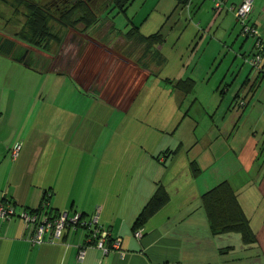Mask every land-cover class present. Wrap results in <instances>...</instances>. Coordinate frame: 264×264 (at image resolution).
I'll use <instances>...</instances> for the list:
<instances>
[{
  "label": "crops",
  "instance_id": "0c3cea01",
  "mask_svg": "<svg viewBox=\"0 0 264 264\" xmlns=\"http://www.w3.org/2000/svg\"><path fill=\"white\" fill-rule=\"evenodd\" d=\"M1 1L0 55L18 63L30 74L51 78L56 86L49 87L48 84L40 96L53 95L57 104L63 106L67 93L68 98L73 97L74 110L71 136L54 128L48 132L37 131L44 138L37 135L27 138V133L22 138H8L0 133V200L10 201L17 211L31 210L36 209L47 194L53 213L72 211L89 215L98 210L99 224L109 232L111 239L120 238V245L105 254L98 248L87 247L80 261L77 254L79 246L85 243L84 229L66 230L57 243L32 245L29 240L31 227L19 217H12L0 222V264H264V214L259 216L261 212H258L255 218L252 217L253 221L243 208L234 183L222 177L225 174L246 175L244 169H250L254 182L264 183V138L243 137V127L248 123L254 125L255 132L259 128L251 118L252 112L246 116L245 112L249 104L262 95L264 78L258 79L251 70L247 72L240 68L241 59L244 61L251 52V44L240 36L233 12L226 8L215 11L211 0H186L185 3L182 0H157L140 21L135 19L137 15H129L128 8L118 12L125 16L126 22L117 26L115 19L103 14L113 10L106 6L98 8L97 22L86 29L83 25L63 27L54 17L51 28L60 39L50 40L41 51L17 37L25 22L24 8L18 6L17 0ZM240 2L227 0L234 6ZM185 4L189 5V11ZM184 16L188 23L182 22ZM250 21L258 29L264 45V0L253 1ZM157 32L160 37L148 38ZM204 43L211 49V55L214 53V60L221 57L222 63L226 56L229 57L225 70L218 67V71L213 72L209 66L205 69L197 66L193 56ZM66 48L71 49V56H67ZM40 59L44 60L38 65ZM50 62L54 65L50 66ZM229 73L231 79L228 81ZM212 78L214 81L210 84ZM185 79L193 81L189 92L176 85ZM66 80L71 84L68 89L64 87ZM198 80L203 88L195 92ZM145 87L152 91L147 93L150 95L155 90H164L173 98L175 109L188 95H199L200 92L204 93V98L201 102L198 97L191 98L193 104L203 102L208 109L211 106L219 109L226 95H230L226 103L228 114L222 116L221 126L217 128L215 124L212 126L215 130L206 138H192L189 144L197 146L202 142L207 149L216 145L215 152L206 151L190 160L191 169L192 162L199 169L192 170L190 177L196 181L204 168L222 169L224 165L227 169L224 173L215 171L221 177H213L203 185L178 184L174 172L169 182L166 181L167 162L170 158L173 160L177 149H164V141L145 151L140 146L138 151H129L128 145L117 165L111 167L115 158L110 151L112 140L110 137L99 140L107 134L110 120L106 118L115 119L110 132L122 125L121 116L128 114ZM207 95L211 98H206ZM240 96L246 97L247 105L238 113L229 105ZM260 111L258 120L264 121V103ZM98 113L102 114L98 116ZM46 115L42 108L33 110L27 131L34 124L35 127L46 124L45 128H49V123H45ZM53 116H63V111L54 110L50 114ZM1 118L0 111V123ZM99 120H103L99 123L103 125L99 139L80 140V129L84 128V136H90ZM66 138H77L71 151L65 149ZM98 141L100 146H96ZM118 142L125 141L120 138ZM16 143L21 146L12 157ZM86 144L87 160L91 159L92 163L88 169H82L80 152L85 153L82 149ZM180 144H183L181 138ZM229 153L234 155L235 163H218L216 167L214 163ZM260 158L262 160L258 161ZM117 175L121 177L118 179ZM224 180L235 190L249 219L255 233L253 243H243L237 233L212 235L209 230L200 196ZM158 186L168 192V200L139 228L142 236L136 238L133 223Z\"/></svg>",
  "mask_w": 264,
  "mask_h": 264
},
{
  "label": "rangeland",
  "instance_id": "374dc122",
  "mask_svg": "<svg viewBox=\"0 0 264 264\" xmlns=\"http://www.w3.org/2000/svg\"><path fill=\"white\" fill-rule=\"evenodd\" d=\"M32 1V0H31ZM37 3H40L41 0H33ZM157 0H130V3L125 7L128 8V12L130 16H136L135 19L137 21H140V18L142 16L147 15L150 10L154 7V3ZM42 2H46V0H42ZM2 1L0 5H2ZM41 4V3H40ZM116 12V9H113L109 12L103 13L105 17H109V19H115V23L117 26L123 25L125 21V16L122 13H116L114 15L110 14ZM178 14V12H177ZM176 16L178 17V15ZM175 15V14H174ZM185 15V14H183ZM151 20V19H150ZM153 21V19H152ZM188 23L185 16L182 17V22ZM238 29L239 26L236 23ZM77 26H82L81 23L77 24ZM1 29V27H0ZM243 37L242 35H240ZM251 39H248L247 42L250 43ZM206 42V41H205ZM38 50L43 51L44 49H41L39 47L34 46ZM199 50L195 52L193 59L194 62L197 63V66L202 67L203 69L209 68L215 72L218 71L217 68L225 70L228 63H229V57L226 56V60H223L221 63V57L214 60L212 56V52L210 51V48H207V44H200ZM71 49L66 48L67 56H71ZM70 53V54H69ZM32 54H30L31 56ZM66 56V57H67ZM222 56V55H220ZM34 57V54L31 56ZM84 58V57H83ZM36 58L33 59V62L35 63ZM44 59H40L38 65L42 64ZM239 62V61H238ZM236 62L235 65L238 63ZM242 62V63H241ZM45 63V62H44ZM79 63V61H78ZM241 69H246L247 72L250 70V67L241 59L240 61ZM50 66L54 65L49 63ZM48 65V66H49ZM211 74V72H210ZM199 79V78H198ZM231 79V74H227L226 80ZM214 81V78L210 80V84H212ZM49 84V87H55L56 84L53 82V80L49 77H40L36 74H30L28 71L19 65L18 63H12V61L3 58V55H0V111L2 112V118L0 123V133L1 136H8V138H22V135L27 133V138L31 136H39L40 138H44V136L38 135L37 131L41 133L42 129L46 130L47 132L49 130L59 129L61 131H64V134L67 136H71L73 127L72 125V114H73V97L71 96L68 98V95H64V104L61 106V104H57V102L54 100L55 96H40V93H43L44 87H46ZM70 81L66 80L64 87L68 89L70 87ZM203 88L201 80H198V85L195 92L201 91ZM261 88L263 90L262 95H259L257 100L254 101V103H250L248 106L247 111L245 112V116L249 113L251 115V118H253L254 122H257L258 129L257 132H255L254 128H252L254 125L251 123H248L243 127V122L240 124L241 128L243 127V137L244 138H264V121L258 120L260 116V106L264 103V81L262 82ZM152 93L148 87H145L141 90L140 94H138L136 100L134 101L131 109L129 110L128 114L125 116H121L122 118V125L119 127H116L114 130L109 131V128H111L112 124H114L115 119L112 117L110 119V116L106 118L110 120L108 127H107V134L105 136H100V139L98 138L101 130L103 129V125H100L99 123L103 120H99L97 127L93 128V133L89 136H84L83 131L84 128H81L82 136L80 137V140L83 138H93V140H105L110 139L112 140V144L110 145V151L115 154V158L112 159L111 167H115L118 163L119 157L121 153L125 150V148L129 145V151H138L140 146L142 148V151L148 150L153 145H160L161 142L164 141V149L165 147H171V149H177L176 152L173 154V160L171 158L167 162L168 167V175L167 180L169 182V179L172 178L173 173H176V178L178 184L181 182H193L194 184L203 185L206 181L210 180L213 177H217L215 171H219L220 173H224L227 169H224V165H222V169H206L204 168L200 175L197 177V180L194 181L190 177L191 174V167L189 165V162L191 159H196L197 156H202L205 154V152H215L216 145L210 146L207 149V145H203L202 142H200L197 146H190V142L192 141V138H206L210 131L215 130L212 126L215 127V124L217 125V128H219L222 124V116L225 114H228L227 111V101L230 95H226L224 98V101L220 105V108H214V106H211V108L208 109V105L206 106L203 102L202 103H194L191 98L198 97L199 101L201 102L202 98H204V93L200 92V94H192L188 95L181 103V105L177 106L176 109L173 105V98L169 97V94L165 93L163 90H155V92L150 95L147 93ZM219 92V91H218ZM219 95V94H218ZM11 96V97H10ZM206 98H211L210 96H205ZM243 97V96H242ZM40 98V99H39ZM43 99H45L43 101ZM262 103V104H261ZM255 106V107H254ZM206 107V108H204ZM42 108L44 113L47 114L45 118V123H49L48 127L45 128L46 124L44 126L35 127V124L32 125L31 129L28 130V125L30 124V117L33 119L32 111L38 110ZM64 109V110H62ZM56 111H63V116H53L50 117V114L52 112ZM238 113L241 112L240 109H237ZM235 111V112H236ZM102 113H98V116H100ZM244 114V113H243ZM248 114V115H249ZM60 115V114H59ZM258 116V117H257ZM100 118V117H99ZM101 119V118H100ZM136 119H139L136 120ZM40 118L38 117V121L40 122ZM59 121V124H58ZM213 124V125H211ZM59 125V127H57ZM112 128H114L112 126ZM256 129V128H255ZM91 130V131H92ZM95 133V134H94ZM255 133L257 135L255 136ZM78 135H80L78 133ZM97 136V138H96ZM103 137V138H102ZM123 138L125 142H118L117 141ZM180 138L183 139V144H180ZM215 138V137H213ZM221 138V137H217ZM73 141H77V138H66V141L64 142V146L66 150L71 151L73 147ZM99 145V141L97 142L96 146ZM264 144H262L263 146ZM100 146V145H99ZM70 147V148H69ZM162 148V149H163ZM229 148V147H228ZM64 150V149H63ZM232 150V149H231ZM88 144L82 149V153L80 152V155L83 156L82 159V169H88L90 164L92 163V160L89 161L87 158L89 157L88 154ZM227 150H225L226 152ZM203 153V154H201ZM201 154V155H200ZM225 154V153H224ZM234 155L229 153L224 156L223 160L216 161L214 164L218 165L220 164H227L231 163L234 164ZM86 157V158H85ZM162 157V156H161ZM160 158V157H159ZM168 158V155H167ZM7 159H10V156H7ZM160 160V159H159ZM262 159H258V161H261ZM161 161V160H160ZM157 162V160H156ZM90 163V164H89ZM161 164V162H160ZM162 165V164H161ZM246 170L247 174L245 175H232V176H225L228 178L232 183H234V189L237 191L240 201L243 205V208L245 209L248 216L251 218L258 215V212H261L259 214L263 215L264 213V183L259 185L258 182H254V176L252 175V172L250 169H244ZM214 171V172H213ZM121 176L117 175V178L119 179ZM165 176H162L164 179ZM218 177H221L219 175ZM263 177V176H261ZM260 177V178H261ZM119 183V182H117ZM122 183V182H120ZM257 183V184H256ZM192 186H194L191 183ZM170 187H172L170 185ZM261 201V203H260ZM257 204H260V207L257 208ZM67 211V210H66ZM98 210H95L94 213H97ZM72 214V211H69V215ZM93 213L87 215V217L92 216ZM254 218L253 221H254Z\"/></svg>",
  "mask_w": 264,
  "mask_h": 264
},
{
  "label": "trees",
  "instance_id": "16d2710c",
  "mask_svg": "<svg viewBox=\"0 0 264 264\" xmlns=\"http://www.w3.org/2000/svg\"><path fill=\"white\" fill-rule=\"evenodd\" d=\"M17 1L18 6L23 7L25 10V22L17 37L41 49H45L50 40L60 39L59 34L53 32L51 28V22H54V17L57 18V23L63 27H76L77 24L81 23L84 29H86L97 22L96 11L98 8L101 9L108 6L109 9H116L117 13L125 12V7L130 3V0H107L103 2H101L102 0H98L101 4L96 6L94 3L96 0H61L60 2L58 0H50L56 2L57 5L59 3L58 6L55 4V7H52L49 1L41 4L33 0ZM185 2L186 0H182V3ZM155 37H160V34L157 32L148 38L153 39ZM176 85L184 89L185 92H189L193 86V81L191 79H185L177 82ZM191 165L193 171L199 170L194 162ZM168 197V192L165 188L158 186L135 219L132 230L135 232L141 228L167 202ZM43 202H49V196L47 194H44L42 202L36 209L27 210L39 212L45 209L50 218H56L60 214V212L53 213L50 210L49 203L46 207H42ZM200 202L212 235L237 233L241 241L245 244L255 241V233L250 227L249 219L240 205L235 190L227 180L220 182L202 193ZM81 214L82 216H87L85 213ZM110 240L111 237L109 236Z\"/></svg>",
  "mask_w": 264,
  "mask_h": 264
},
{
  "label": "built area",
  "instance_id": "2783aa9c",
  "mask_svg": "<svg viewBox=\"0 0 264 264\" xmlns=\"http://www.w3.org/2000/svg\"><path fill=\"white\" fill-rule=\"evenodd\" d=\"M211 1L215 11L223 8L231 10L239 26L240 34L247 39H251V52L244 58V62L250 67L252 73L256 74L258 79H263L264 45L258 29L250 21L254 0H241L236 6L227 3V0ZM185 7L189 11V5L185 4ZM246 104V98L239 97L232 100L229 107L230 109L243 110ZM20 146V143L14 145L11 151L12 157L17 155ZM47 205L48 203L43 202L42 207ZM12 217H19L26 226L31 227L29 240L32 245H39L44 242L57 243L66 230L84 229L86 231L85 243L79 246L77 254V259L80 261L84 258L87 247L98 248L105 254L120 245V238L109 241V232L99 224V211L89 217L82 216L81 212H73L71 215L67 212H61L56 218H50L45 209L39 212H31L27 209L17 211L10 201L0 200V222ZM134 236L140 238L142 236L141 229H137Z\"/></svg>",
  "mask_w": 264,
  "mask_h": 264
},
{
  "label": "flooded vegetation",
  "instance_id": "af4514ba",
  "mask_svg": "<svg viewBox=\"0 0 264 264\" xmlns=\"http://www.w3.org/2000/svg\"><path fill=\"white\" fill-rule=\"evenodd\" d=\"M5 1H6V0H5ZM46 1H47V2L49 1L50 5H51L52 7H55L54 5L56 4V2H52V1H50V0H46ZM55 1H57V0H55ZM60 1H61V0H58V2H60ZM101 2H102V1H101ZM94 3H95L96 6H98L99 4H101L100 1H98V0H96ZM56 5H57V4H56ZM58 5H59V3H58ZM58 5H57V6H58ZM56 8H58V7H56Z\"/></svg>",
  "mask_w": 264,
  "mask_h": 264
}]
</instances>
